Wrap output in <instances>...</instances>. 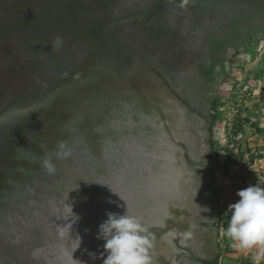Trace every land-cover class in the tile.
I'll return each mask as SVG.
<instances>
[{
  "label": "flooded vegetation",
  "instance_id": "1",
  "mask_svg": "<svg viewBox=\"0 0 264 264\" xmlns=\"http://www.w3.org/2000/svg\"><path fill=\"white\" fill-rule=\"evenodd\" d=\"M88 1L93 4V0ZM96 1L95 7L98 6ZM103 2L88 28L74 35L86 46L89 42L95 43L96 49L65 67L60 62L64 53L69 52L75 58L78 47L71 50L74 48L67 43L61 51L52 47L57 38L55 32H60L63 39L68 33L67 25L73 24L69 15L83 12L84 0H0V12L9 16L2 19V13L0 15V189L13 188L14 184L29 185L37 180L41 189L53 193L52 200L41 199L44 203L60 210L67 199H73L75 215L78 214V192L79 198L85 197L89 188L84 186L88 182L91 188L99 189L95 200L105 192H109L110 201L115 199L112 192L115 186L108 179L111 161L107 156L112 153L106 154L105 159L101 150L103 144L111 141L118 150L128 139L126 134L114 131L118 119L133 118L132 106H129L133 96L145 112L154 99L165 126V133L159 134L160 139L158 136L155 142L161 147L164 158L174 161L173 176L178 174L175 159L180 148L191 165L195 163L194 153L201 147L208 151L206 155L203 152V165L209 167L214 163L212 148L216 141L218 103L213 109L209 104L208 112L195 109L192 96L197 90L190 88L192 73L198 74L201 70L206 74L207 47L190 44L188 35L181 28L173 27L180 24L174 14L167 13L166 20H154L155 16L150 13L160 5V0ZM45 15L59 23L46 19L54 30L44 34L35 17L41 22ZM137 62L142 66L140 71L135 70ZM149 70L150 75H156L160 81L145 79ZM118 84L122 88L130 85L133 96L122 94L115 98L114 89ZM106 88L111 92H105ZM244 97L248 96L240 89L239 102L234 106L238 113L236 127L224 129L228 149L236 146L237 149L240 140H250L246 129L256 127L252 113L247 111L248 115L244 116L241 103L244 101L240 100ZM86 100L90 102L86 104ZM85 105L89 109L85 110ZM224 107L219 110L225 111ZM244 109L251 108L246 105ZM78 115L84 118L80 129H77ZM193 117L201 120L200 131L193 127ZM134 128L137 133L140 127ZM199 133L203 135L202 142L198 141ZM86 138H90L91 145H96L89 147V153L96 149L99 164L107 165L105 175H91V180L78 179L70 158L72 152L78 151L79 139ZM66 152L70 155L65 156ZM49 165L54 171H48ZM172 182L175 184L174 179Z\"/></svg>",
  "mask_w": 264,
  "mask_h": 264
},
{
  "label": "rangeland",
  "instance_id": "2",
  "mask_svg": "<svg viewBox=\"0 0 264 264\" xmlns=\"http://www.w3.org/2000/svg\"><path fill=\"white\" fill-rule=\"evenodd\" d=\"M94 3L95 0H93ZM96 3L100 6L104 2L98 0ZM93 4L84 0L82 6L84 11L73 12L71 16L69 15V20L73 24L67 25L68 33L63 35V45L66 43L71 45L74 48L71 50L78 48L75 58L69 52L64 53L65 57L60 62L65 67L70 66L72 61H79L78 59L89 55L96 49L95 43L89 42L86 46L80 38L77 41L74 37L77 31L87 29L90 21L99 13L95 12L98 6L95 7ZM159 4L150 13L155 16L154 20H166L167 13L174 14L180 24L173 27L181 28L188 35L190 44H201L203 47H207L209 63L206 67V74H202L201 70L198 74L192 73L193 82H191L190 88L195 87L197 90L193 96L191 95L194 98L192 103L195 109L202 112L205 109V112H208L206 109L209 104L213 109L218 103L215 123L216 141L214 149L212 148V151L215 152L214 163L209 167L203 165V152L206 155L208 151L201 147L198 152L194 153V165L187 163L186 168L184 167L186 176L183 179V184L177 186L176 196L174 190L166 187L163 189V193L161 190L155 196V200H151L149 194L152 196V193L147 189L149 185L147 184L146 187V184L141 182L133 186L134 193L129 198L124 192L121 197L123 200H116L117 196L114 195L115 199L106 204L104 208L98 207L94 210L93 215L102 223L107 219V212L123 215L127 213L128 208L130 213L144 221L150 228L148 237L152 244V248L149 250L152 264H264V241L257 242L250 247H242L239 241H234L226 235V228L231 216L229 206L239 200L237 192L249 185L264 187V0H160ZM164 5L167 11L165 7L163 9ZM87 8L89 9L87 10ZM1 13L2 19L6 16V19L9 18L8 14L3 11L0 12V15ZM46 16L41 22L37 21V17H35L37 26L40 25L39 28H43L39 31L44 34L54 30L50 28L48 19L51 21L50 23L58 22L46 18ZM55 33L57 37L61 36L60 32ZM135 40L138 41L137 36ZM141 68L142 66L137 62L135 70L140 71ZM144 78L152 82L160 81L156 75H150V70ZM197 80L199 82L195 83ZM141 87L143 86L141 85ZM240 89L243 94L248 96L240 99L244 101L241 103L244 108L246 105L251 108H243L244 116L248 115L247 111L249 114L252 113L256 127L254 130L246 129L247 136H251L250 140H240L237 149V146L228 149L224 129L225 127L230 129L236 127L234 123L238 113L235 112L234 106L239 100ZM106 91L111 92L109 88H106ZM133 92L130 85L122 88L118 84L114 89V97L120 98L122 94L133 96L131 95ZM184 93L185 95L190 94L189 92ZM191 96L189 95L190 98ZM130 100L129 106H132L133 110L131 115L134 116L133 118L121 117L118 119L115 133H119L120 129L134 132L133 123L138 128L137 125L142 126L150 120L156 122L159 119L162 120L155 107L154 99L151 101L153 105L147 112L144 111L142 105L138 104L136 96ZM86 101V104L90 102V100ZM223 106H225V111H220L219 108ZM85 107V110L89 109L87 105ZM154 112L156 115L153 114ZM78 116L77 129H80V121L82 122L84 118L83 115ZM130 122L133 125H130ZM140 122L143 124L141 125ZM192 125L198 131L202 129L201 120L196 117H193ZM150 131L149 134H151ZM202 138L203 135L199 133L198 141L202 142ZM90 142V138H86L79 139L78 143L84 145L89 143L90 147H96ZM149 148V152H152V147ZM159 148L161 149V147ZM115 150L114 147L111 148L112 153ZM84 151L83 147H78V156L75 152H72L70 156L71 162L74 164L72 170L78 174V179L83 180V177H87L91 180V175L95 177L105 175L107 165L99 164L100 160L95 156L96 149L91 153L89 151L84 153ZM181 152L185 158L182 148L178 152V158H182ZM76 156L78 157L77 161L75 160ZM107 157L111 161V166H117L112 154ZM147 164L144 160L139 161L138 168L134 169V173H137L138 176H150L148 179H153L156 183L170 182L169 185L174 184L169 177L159 178L156 176L152 178ZM84 187L89 188L85 197L95 201L99 189L91 188L90 182ZM5 190L9 189L6 187L0 189L1 209H4L1 198L4 197L3 191ZM112 192L115 194V190ZM79 196L80 192H78V201L84 198V196L82 198ZM150 203L158 204L160 209L152 217L146 218L144 214L147 212V204ZM67 206L68 209L72 206L73 213H75L76 207L73 199H67ZM138 212L143 214L142 218L138 216ZM32 233L39 239L33 245L26 241L23 242V246L29 247L30 252L10 249L5 246L9 242V238H7L8 240L2 239V247L7 254H10L11 250L14 257L17 256L24 260L28 255L30 256L29 260L18 262L5 254H0V264H49L39 255V251L51 242H45V236L40 239L41 231L38 229H32ZM11 236L13 237V235ZM92 264H103V261L97 258Z\"/></svg>",
  "mask_w": 264,
  "mask_h": 264
},
{
  "label": "water",
  "instance_id": "3",
  "mask_svg": "<svg viewBox=\"0 0 264 264\" xmlns=\"http://www.w3.org/2000/svg\"><path fill=\"white\" fill-rule=\"evenodd\" d=\"M156 115V112L153 113ZM159 123L155 120H150L142 126H138L139 133L120 129V133L126 134L128 139L121 143L120 148L111 152V148L115 146L114 143L106 142L103 144L101 154L106 157L109 152L112 153L113 158L117 163V166H111L108 169V179L113 182L116 200H121L123 197L122 192L126 193L129 198L134 193L133 186L138 183H144L149 185L147 187L150 190L152 196L149 194V198L155 200L161 190L163 193L164 188L177 191L178 185L183 184L185 178V168L187 161L183 157L176 158V166L178 167L177 176H173L174 163L167 161L164 158L163 151L156 144L159 134L165 133V126L162 120L159 119ZM134 124V125H133ZM130 122V125L135 126V123ZM152 130V131H150ZM150 131L151 134L148 132ZM135 133V134H134ZM160 139V136H159ZM145 143V144H144ZM152 147V152H149V147ZM78 147L85 149L84 153L90 151L89 143L80 144ZM182 151V150H181ZM103 152V153H102ZM76 153V152H75ZM78 156V153L76 154ZM76 156L75 160H78ZM144 160L149 165L152 178L153 177H166L175 180V184L169 185L168 183H156L153 179H148L150 176L143 175L138 176L134 173V169L138 168L139 161ZM185 167V168H184ZM149 181V182H148ZM169 185V186H168ZM116 188H118L116 190ZM8 191H3L4 197L1 198V203L4 209L0 208V243L1 249L0 254L6 255L13 260L18 262H26L30 259V256L26 255L24 260L14 257L11 250L10 254H7L2 247V239L9 238V242L6 243V247L10 249H18L20 252H30L29 247L23 246V242L26 241L33 245L39 238L32 233V229H38L41 231L40 239H46L45 242H51V244L45 245L47 248L58 251L66 261L65 251H71L75 246L76 242L73 240L77 236L81 239V244L78 249L73 252V257L78 256V261L81 264H92L94 260L90 258L88 252H96L97 255L102 251L103 241L96 239L98 227L101 224L100 221L93 215L94 210L98 207H106V204L110 202L109 192H105L97 200L93 201L84 197L78 201V214L76 215L79 219L75 223H72L71 218H68V206L67 203L61 206V209L51 208L43 200H52L53 193H49L45 189H41L38 185L37 180L33 181L29 185H18L14 184L13 188L9 187ZM168 189V190H169ZM161 193V194H162ZM128 194V195H127ZM43 199V200H41ZM93 201V202H92ZM147 212L144 216L147 218L152 217L159 209L158 204H147ZM139 217H143L141 212H138ZM71 223V225L69 224ZM16 231V233H14ZM13 235V237L11 236ZM52 237L49 239V236ZM12 238H11V237ZM13 240H11V239ZM48 238V239H47ZM73 238V239H72ZM8 240V239H7ZM29 254V253H28ZM64 262V264H66ZM50 264V262H49Z\"/></svg>",
  "mask_w": 264,
  "mask_h": 264
},
{
  "label": "clouds",
  "instance_id": "4",
  "mask_svg": "<svg viewBox=\"0 0 264 264\" xmlns=\"http://www.w3.org/2000/svg\"><path fill=\"white\" fill-rule=\"evenodd\" d=\"M52 47L62 48L63 39L57 37ZM64 155L70 153L66 152ZM48 171L52 172L54 168L49 165ZM237 196L239 200L229 206L231 216L226 235L234 241H239L242 247H250L264 241V187L249 185L239 190ZM68 212L67 220L71 218L72 223H75L79 218L73 213L72 206ZM106 216L107 219L99 225L96 235V239L104 242L103 250L100 251L99 257L96 252H88L90 258H100L103 264H152L149 252L152 244L148 237L150 228L147 224L130 213L128 208L126 214L109 211ZM73 240L76 242L75 246L70 252L65 251L66 264H81L73 259V252L80 247L81 239L77 236Z\"/></svg>",
  "mask_w": 264,
  "mask_h": 264
},
{
  "label": "bare ground",
  "instance_id": "5",
  "mask_svg": "<svg viewBox=\"0 0 264 264\" xmlns=\"http://www.w3.org/2000/svg\"><path fill=\"white\" fill-rule=\"evenodd\" d=\"M51 237L52 235L49 236V238ZM39 255L43 257L45 260H47L48 262L53 263V264H64L63 261H65L63 256L58 251L51 250L45 246L40 249ZM73 259L78 260V256H74Z\"/></svg>",
  "mask_w": 264,
  "mask_h": 264
}]
</instances>
